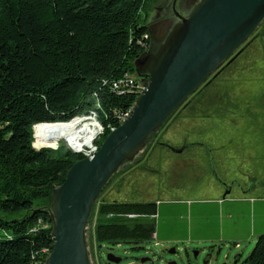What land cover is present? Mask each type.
<instances>
[{"label": "trees", "instance_id": "1", "mask_svg": "<svg viewBox=\"0 0 264 264\" xmlns=\"http://www.w3.org/2000/svg\"><path fill=\"white\" fill-rule=\"evenodd\" d=\"M150 1L0 0V264H45L53 243L52 190L83 158L64 145L53 149L35 141L34 146L33 126L82 115L96 98L105 128L99 145L120 124L139 92L113 83L125 74L144 81L136 62L151 43L142 16ZM158 200L168 202L161 196L96 201L87 222L97 215V245L151 240L153 220L124 214L156 213ZM235 264H264V235Z\"/></svg>", "mask_w": 264, "mask_h": 264}, {"label": "rangeland", "instance_id": "2", "mask_svg": "<svg viewBox=\"0 0 264 264\" xmlns=\"http://www.w3.org/2000/svg\"><path fill=\"white\" fill-rule=\"evenodd\" d=\"M201 1L177 0L176 10L187 16ZM172 2L173 0H152L145 10H142V16L145 17L151 33L154 51H157L171 28L179 21L172 12ZM163 17H166V20ZM262 43L260 39L253 42L215 80V85L230 99L231 106L225 113L203 117H197L188 110L174 113L166 126L162 124L147 138L144 147L133 159L124 161L118 167L96 201L125 202L159 199L160 196L167 201L209 200L220 192H225L227 187L223 186V182H229L232 177L240 181V186L264 182V103L260 101L261 95L264 94ZM237 68L240 70L231 72ZM65 122L67 121L56 123ZM156 141L167 146L156 145ZM185 143L184 150L174 151ZM45 144H50L45 147L53 149L67 146L64 139H59L57 143ZM135 166L136 168L128 173ZM240 186H235L234 191L239 192ZM159 192L160 196H157ZM179 205L177 204V207H180ZM193 205L196 207L199 204ZM207 215H211V210ZM96 219L97 215L94 213L87 222L86 247L89 260L95 254L97 258L100 257L102 264H107L106 252L122 257L119 264H127L135 258L156 252L155 263L166 264L168 260L174 259L178 264H203L205 254L214 248L208 241L190 239H154L153 241L158 242L157 245L149 241L138 244L102 241L98 246L93 235ZM155 223L156 231L158 221L155 220ZM175 228L180 229L176 225ZM205 232L211 234L212 230L206 228ZM242 245H246V242ZM253 245L242 251L243 246L237 249L232 244H226L219 253L216 252L217 248H214L207 264H233L236 252L241 250V258H244ZM173 246L176 247V252L168 253V249ZM195 251H198L196 257Z\"/></svg>", "mask_w": 264, "mask_h": 264}, {"label": "water", "instance_id": "3", "mask_svg": "<svg viewBox=\"0 0 264 264\" xmlns=\"http://www.w3.org/2000/svg\"><path fill=\"white\" fill-rule=\"evenodd\" d=\"M176 1L171 9L179 21L157 51L146 50L136 62V73L143 77L144 86L129 116L107 133L91 157L74 161L64 181L52 190L53 243L45 264H90L85 229L91 209L110 177L142 150L147 138L213 72L231 62L251 42L254 30L264 19V0H202L187 16L177 12ZM142 65L147 69L145 75L139 71ZM185 147L174 151L181 152ZM228 192L230 188L222 198ZM221 250L219 247L216 252ZM213 251L211 248L205 254L203 264L208 263ZM175 252V247L168 249V253ZM197 254L195 251L194 256ZM239 258L241 253L235 254L233 264ZM105 259L114 264L122 261L112 252L106 253ZM152 260L142 256L139 262L127 264H153ZM166 264L178 263L172 259Z\"/></svg>", "mask_w": 264, "mask_h": 264}, {"label": "crops", "instance_id": "4", "mask_svg": "<svg viewBox=\"0 0 264 264\" xmlns=\"http://www.w3.org/2000/svg\"><path fill=\"white\" fill-rule=\"evenodd\" d=\"M223 193L209 200H172L162 205L158 200L156 239L205 240L214 248L232 244L237 249L243 246L242 251L250 248L259 235H264V182L244 185L239 192L231 188L225 198H222ZM194 203L199 205L193 207ZM210 210L211 215L208 216ZM175 225H179L180 229H176ZM206 228L212 230L211 234L205 232ZM243 242L246 245H242ZM237 253H241L242 257L241 250Z\"/></svg>", "mask_w": 264, "mask_h": 264}, {"label": "flooded vegetation", "instance_id": "5", "mask_svg": "<svg viewBox=\"0 0 264 264\" xmlns=\"http://www.w3.org/2000/svg\"><path fill=\"white\" fill-rule=\"evenodd\" d=\"M184 5L187 6L186 3H184ZM163 19L166 20V17H163ZM251 37H253L251 42L239 54H237L236 57H238L243 51H245L249 46H251V44H253V42H255V41L259 40V39L261 41H263L262 44H264V19L260 22V24L254 30V32H253ZM152 42L153 41H152V38H151V43H150V46H149V48L147 50L154 51V49H153L154 46H153ZM262 46H264V45H262ZM239 49H237V51ZM236 52H234L231 56H233ZM234 59L231 62H229L228 64L222 65L219 69H217L215 72H213L200 85L198 90L196 92H194L193 94H191L189 96L188 100L179 109H177L178 113H183L185 110H188V112H190L192 114H196L197 117H199V116H201V117L208 116V115H211V114L212 115H214V114L221 115V114L225 113L229 109V107L231 106L230 99H229V97L227 96V94L225 92H223L218 86L215 85V80L217 79V77H219L221 74H223L226 71V69L229 68V66H231V64L233 63ZM146 70L147 69H146L145 65H142L139 68L140 74H142V75H145L147 73ZM239 70L240 69L237 68V70L236 69L235 70H231V72H237ZM207 97H211L213 99V101L204 103L203 99H205ZM260 101L264 103V94L261 95ZM177 111H175L174 113H176ZM168 122L165 124V126L168 124ZM157 143H162V142L158 141ZM157 145H161V144H157ZM184 146H186V143L184 144ZM216 183L218 184L217 180H216ZM223 186L231 189V188H234L235 186H240V181L236 180L235 177H232L229 180V182H223ZM239 188L241 189L242 186H240ZM177 228H180V226L178 225ZM154 239L157 241L156 238H151V240H149V242H154L153 245H157L158 242L153 241ZM173 247H175V246H173ZM106 253H109V252H106ZM115 256L116 257H120V256H117V255H115ZM144 256L152 257L153 264H160V263H155L154 253L153 254L144 255ZM121 259H122V257H121ZM170 260H172V259H170ZM89 261H90V264H102V261H100V257L97 258V256H95V254H94L93 258H91ZM105 262L107 264H114L112 262H108L106 259H105ZM128 262H130V263L131 262H139V258H135L134 260H131V261H128ZM145 264H148V263H145Z\"/></svg>", "mask_w": 264, "mask_h": 264}, {"label": "built area", "instance_id": "6", "mask_svg": "<svg viewBox=\"0 0 264 264\" xmlns=\"http://www.w3.org/2000/svg\"><path fill=\"white\" fill-rule=\"evenodd\" d=\"M123 84L125 87L128 88H136L138 92L140 93L141 90L143 89V82H135L133 78L125 74L124 77L120 81H115L113 83L114 88H119L120 85ZM139 95V94H138ZM96 97V95H94ZM97 108H101V105L96 98L95 102L93 103V107L89 109L87 112L82 113L83 115V132H78L76 133L77 135H72L69 136L71 140L74 142L75 148L77 150V154H80L81 157L82 155H85V153H94L99 149V139L101 136L104 134L105 128L103 124L99 121L98 116H97ZM130 111L127 110L124 113L120 115L121 116H129ZM119 117V121H120ZM48 122L40 123L43 126H46ZM34 137V133H33ZM35 142V137L33 139V143ZM43 145H39L37 147H41ZM57 146V144H56ZM98 201V200H97ZM98 205V202H96ZM107 218L112 216V213H106L105 215ZM125 217L129 219H145L148 218L150 220H155L157 218V212L152 213L150 215L148 214H136V213H127L124 214ZM152 238L155 237V232L152 234Z\"/></svg>", "mask_w": 264, "mask_h": 264}, {"label": "bare ground", "instance_id": "7", "mask_svg": "<svg viewBox=\"0 0 264 264\" xmlns=\"http://www.w3.org/2000/svg\"><path fill=\"white\" fill-rule=\"evenodd\" d=\"M127 117L128 116H121L119 123H122V121ZM82 124H83V115L75 116L65 123H47L46 126H43L41 124H36L33 126L35 141L39 144H45L46 142L57 143L59 139H64L67 143V146L71 148V151L76 153L77 150L75 148L74 142L71 140L69 136L72 135L76 136L77 135L76 133L83 132ZM40 137H42L46 142ZM92 154L93 153H85V155L82 156L83 158L91 157Z\"/></svg>", "mask_w": 264, "mask_h": 264}]
</instances>
